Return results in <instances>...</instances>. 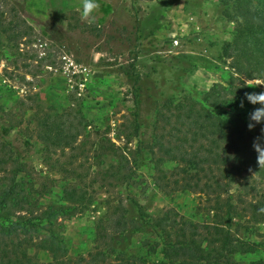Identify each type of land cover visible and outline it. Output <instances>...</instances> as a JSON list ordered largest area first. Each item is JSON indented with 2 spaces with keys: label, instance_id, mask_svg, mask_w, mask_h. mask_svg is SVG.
Here are the masks:
<instances>
[{
  "label": "rangeland",
  "instance_id": "374dc122",
  "mask_svg": "<svg viewBox=\"0 0 264 264\" xmlns=\"http://www.w3.org/2000/svg\"><path fill=\"white\" fill-rule=\"evenodd\" d=\"M14 3L32 30L19 45L0 41V129L12 128L7 141L31 165L26 181L42 193L40 203L76 208L58 228L68 257L93 251L96 231L119 203L138 222L136 205L149 217L173 209L191 222H225L226 195L220 209L209 211L214 202L206 195L160 191L154 185L155 161L168 171L180 162L164 159L157 147L149 150L154 137L164 136L163 145L176 140L169 133L177 121L173 108L200 110L203 95L233 76L223 48L232 40L234 24L222 16L219 1L98 0L91 23L81 19L83 0ZM173 39L177 47L170 45ZM246 84L248 93L264 91L261 80ZM254 107L259 105L245 101L241 112L221 111L234 125ZM136 119L142 127L138 167ZM48 124L61 127H52V135L66 148L41 151L38 136ZM184 125L177 138L190 141ZM232 224L237 237L261 245L251 259L264 257V224ZM17 236L34 244L45 238L41 230ZM146 238L128 231L113 238L112 250L162 261V250L147 254ZM38 258L50 260L42 252Z\"/></svg>",
  "mask_w": 264,
  "mask_h": 264
},
{
  "label": "trees",
  "instance_id": "16d2710c",
  "mask_svg": "<svg viewBox=\"0 0 264 264\" xmlns=\"http://www.w3.org/2000/svg\"><path fill=\"white\" fill-rule=\"evenodd\" d=\"M14 1L0 0V41L3 44L19 45L32 30ZM218 1L222 16L234 24L232 40L223 48V57L230 60L229 68L236 78L230 76L226 86L214 84L203 95L204 104L198 111L173 108L177 121L169 133L176 140L163 145L159 139L164 136L154 137L149 150L153 152L157 147L164 159L180 162L168 171L155 161L154 185L160 191L206 195L214 202L209 211L220 209V198L226 195L225 222H191L173 209L149 217L136 205L138 222L127 217L126 209L119 203L109 208L102 228L96 231L93 251L86 256L69 258L58 228L77 213L76 208L40 203L42 193L26 181L31 165L20 150L7 141L12 128H3L0 129V264H264L262 256L251 259L258 253L260 244L232 233L234 220L264 224V152L259 156V149L253 146L262 135L261 125L249 130L248 118L232 125L226 122L221 111L222 108H238L241 112L240 101L249 91L246 82H264V0ZM137 99L135 91V103ZM161 114L157 116L162 117ZM169 119L166 125L170 124ZM181 125L192 134L190 141L177 138ZM134 126L138 167L143 163L142 127L137 119ZM52 127L61 128L48 124L42 131L44 134L38 136L43 152L50 147H67L52 135ZM24 145L29 146L28 142ZM233 186L237 187L235 195L230 193ZM35 230L45 234V238L35 244L17 236ZM128 231L143 233L147 238L142 246L147 254L162 250V261L151 262L115 253L113 238ZM40 252L48 254L50 260L40 261Z\"/></svg>",
  "mask_w": 264,
  "mask_h": 264
},
{
  "label": "clouds",
  "instance_id": "9594fccd",
  "mask_svg": "<svg viewBox=\"0 0 264 264\" xmlns=\"http://www.w3.org/2000/svg\"><path fill=\"white\" fill-rule=\"evenodd\" d=\"M99 9L98 0H83L81 19L85 22L91 23L95 19V13ZM245 100L255 106L254 109L248 114V128L249 130L255 128L257 125H261L262 135L257 137L254 141V148L258 151L259 156L261 152H264V91L245 93L244 99L240 101V108H244Z\"/></svg>",
  "mask_w": 264,
  "mask_h": 264
},
{
  "label": "built area",
  "instance_id": "2783aa9c",
  "mask_svg": "<svg viewBox=\"0 0 264 264\" xmlns=\"http://www.w3.org/2000/svg\"><path fill=\"white\" fill-rule=\"evenodd\" d=\"M170 45H172L173 47H177L178 46V41L176 39H173L170 41Z\"/></svg>",
  "mask_w": 264,
  "mask_h": 264
},
{
  "label": "crops",
  "instance_id": "0c3cea01",
  "mask_svg": "<svg viewBox=\"0 0 264 264\" xmlns=\"http://www.w3.org/2000/svg\"><path fill=\"white\" fill-rule=\"evenodd\" d=\"M206 5H208V3ZM186 16H189V15H186Z\"/></svg>",
  "mask_w": 264,
  "mask_h": 264
}]
</instances>
